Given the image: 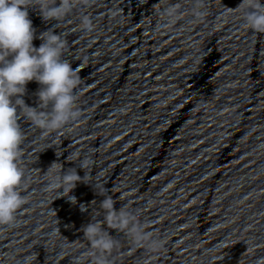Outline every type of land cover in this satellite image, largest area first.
<instances>
[{"label": "clouds", "instance_id": "1", "mask_svg": "<svg viewBox=\"0 0 264 264\" xmlns=\"http://www.w3.org/2000/svg\"><path fill=\"white\" fill-rule=\"evenodd\" d=\"M92 0H0V226H13L17 212L26 203L21 195L24 169L20 166L21 145L24 134L18 121L19 112L31 124L43 130L44 134L63 129L71 121L81 115L76 101L75 90L81 84L78 71L63 59L67 41L61 33L52 30L40 34L43 42L38 48L33 46L35 29L29 18L28 8L38 6L45 21H62L80 6H89ZM202 7V0H197ZM246 27L257 33H264V3L261 0H241L238 6ZM231 12V9L228 10ZM177 9L167 10L169 17H174ZM207 13L195 11V16L202 19ZM82 30L91 32L94 25L92 19L81 17ZM35 80L41 85L38 96V107H29L21 98L28 82ZM15 99L13 100V98ZM67 160L79 161L82 169H88L91 161L80 159L79 153H71ZM90 173L85 171L82 178L76 168H68L53 163L46 172L49 179L48 190L62 189L72 203L76 197L69 193L77 182H85ZM98 186H95L97 188ZM106 188L101 187L97 193L105 198L99 208L103 210V220L92 217V222L83 227L84 239L89 242L87 255L92 264H109V257L119 247V241L105 229H114L125 233L131 242L149 251H157L163 247V241L153 239L146 231L147 224L142 223L138 215L126 207L117 211L116 201L106 195ZM81 205V211H86Z\"/></svg>", "mask_w": 264, "mask_h": 264}]
</instances>
